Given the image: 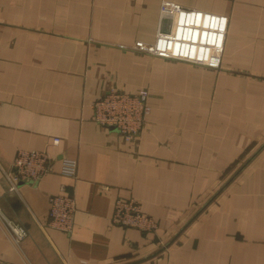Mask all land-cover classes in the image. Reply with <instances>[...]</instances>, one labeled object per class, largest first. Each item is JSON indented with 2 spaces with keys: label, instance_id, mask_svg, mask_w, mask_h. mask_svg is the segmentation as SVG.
Here are the masks:
<instances>
[{
  "label": "crops",
  "instance_id": "1",
  "mask_svg": "<svg viewBox=\"0 0 264 264\" xmlns=\"http://www.w3.org/2000/svg\"><path fill=\"white\" fill-rule=\"evenodd\" d=\"M164 1L228 18L220 67L132 49L154 44ZM112 90L148 91L133 141L94 119ZM29 150L52 172L12 189ZM57 195L70 233L50 226ZM118 200L157 230L114 224ZM0 264H264V0H0Z\"/></svg>",
  "mask_w": 264,
  "mask_h": 264
},
{
  "label": "built area",
  "instance_id": "2",
  "mask_svg": "<svg viewBox=\"0 0 264 264\" xmlns=\"http://www.w3.org/2000/svg\"><path fill=\"white\" fill-rule=\"evenodd\" d=\"M160 13L161 28L154 44L136 42L132 49L165 60L183 61L208 68L220 67L228 29L226 16L185 9L170 1L162 2ZM148 95L147 90L137 93L112 90L94 104V119L101 126L115 128L126 140L133 141L146 126V118L150 114ZM53 142L58 143L59 140ZM52 162L53 159L45 152L19 151L12 164V189L16 188L18 182H37L51 173ZM76 170V161H63V174L74 176ZM49 204L50 226L57 231L70 233L76 211L74 198L51 196ZM111 220L116 225L142 232H154L158 228L157 221L143 213L134 200H118ZM2 221L14 244L19 245L26 236L25 230L5 219Z\"/></svg>",
  "mask_w": 264,
  "mask_h": 264
}]
</instances>
